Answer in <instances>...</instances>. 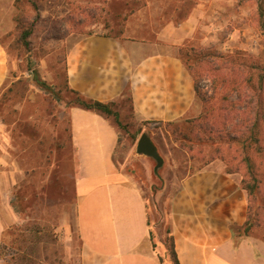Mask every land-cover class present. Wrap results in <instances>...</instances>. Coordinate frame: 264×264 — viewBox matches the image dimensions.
<instances>
[{
	"label": "rangeland",
	"instance_id": "374dc122",
	"mask_svg": "<svg viewBox=\"0 0 264 264\" xmlns=\"http://www.w3.org/2000/svg\"><path fill=\"white\" fill-rule=\"evenodd\" d=\"M196 1L0 0V212L5 222L0 264L79 263L71 107L66 102L71 96L65 66L67 41L92 34L122 38L126 33L153 39L154 28L157 31L168 22L185 20ZM234 1L236 5L228 12L231 22L224 24L221 40L226 41L235 27L247 26L250 31L241 35L237 47L222 52L229 56L243 52L252 56L245 57L250 62L264 63V0ZM32 22L31 47L26 49L19 36L22 27ZM186 47L220 50L218 45L202 44L198 38ZM189 65L208 99L198 97L195 111L188 118H197L211 108L229 110V102H237L235 93L225 101L228 87L214 85L206 62L190 59ZM34 70L52 86V92L34 82ZM117 110L121 125L114 118L110 120L120 137L114 154L116 165L142 190L152 226L156 225L164 237L163 260L174 264L168 250L169 228L164 222L168 202L183 179L204 166L214 149L202 144L194 145L191 151L182 147L183 135L177 133L176 138L163 123L140 120L127 96L119 101ZM229 121L232 126L238 117L234 114ZM143 133L164 158L159 168L153 157L137 150ZM239 167L232 174L242 186L244 168ZM205 168L226 171L227 165L217 158ZM262 170L264 173V166ZM250 204L258 219L249 235L264 239V184L253 203L248 199V208Z\"/></svg>",
	"mask_w": 264,
	"mask_h": 264
},
{
	"label": "crops",
	"instance_id": "0c3cea01",
	"mask_svg": "<svg viewBox=\"0 0 264 264\" xmlns=\"http://www.w3.org/2000/svg\"><path fill=\"white\" fill-rule=\"evenodd\" d=\"M233 5L234 0H197L185 20L154 28L153 39L126 33L122 38L92 34L68 40V85L102 102H119L127 96L142 121L161 123L190 116L198 95L179 50L196 38L218 45L221 51L237 47L249 27H235L226 41L221 40ZM71 139L78 264H162L164 237L152 226L142 190L115 162L116 126L99 113L72 107ZM167 208L164 222L180 264H264V239L249 235L235 245L232 228L247 220L248 194L233 174L219 168L189 174ZM4 232L0 212V249Z\"/></svg>",
	"mask_w": 264,
	"mask_h": 264
},
{
	"label": "trees",
	"instance_id": "16d2710c",
	"mask_svg": "<svg viewBox=\"0 0 264 264\" xmlns=\"http://www.w3.org/2000/svg\"><path fill=\"white\" fill-rule=\"evenodd\" d=\"M33 5L35 9L38 8L37 4L33 3ZM33 32V22L22 27L19 41L26 49L31 47L30 37ZM179 52L181 60L195 79L198 97L204 101L208 99L202 95L198 85L200 79L198 80L197 74L193 72L192 67L189 65L190 59L200 63L206 62L214 85L222 83L223 87H228L224 95L225 101H228L231 93H235L238 100L237 102L228 101L229 110L225 107L211 108L206 109L197 118L181 117L161 123L171 130L175 137L177 133L183 135L184 142L181 146L190 151L194 145L198 144L213 148V154L209 156L205 165L217 158H222L226 161V172L230 174L238 172L239 166H243L244 178L242 186L248 193L249 201L253 203L264 184V173L262 170L264 166V63L254 60L250 62V59L245 57L252 56L239 51L234 54L235 56H229L218 49L214 51H196L194 47L185 46L181 47ZM246 71H248V74ZM33 79L41 88L53 91L52 86L43 80L36 70L33 71ZM215 89L217 91V86L214 87V92ZM67 90L71 94L66 101L69 107H80L96 112L108 120L114 118L115 123L121 125L120 113L117 110L118 101L102 102L88 98L81 92L70 88L68 83ZM234 114L238 117V122H234L230 126L229 120L234 118ZM175 126L176 128L174 129L173 127ZM119 142L120 137L118 144ZM226 154L236 155L231 157L226 156ZM231 160L233 161L232 163L230 162ZM204 166L199 167L192 174L202 170ZM257 219L258 213L253 212V206L250 204L245 224L242 227L232 228L235 245H238L242 238L249 236V232L256 225ZM168 233V250L174 264H180L175 250L173 235L171 231H168ZM155 246L156 244L154 243ZM160 259L162 264H165L163 257L160 256Z\"/></svg>",
	"mask_w": 264,
	"mask_h": 264
},
{
	"label": "water",
	"instance_id": "95a60500",
	"mask_svg": "<svg viewBox=\"0 0 264 264\" xmlns=\"http://www.w3.org/2000/svg\"><path fill=\"white\" fill-rule=\"evenodd\" d=\"M137 150L141 154L153 157L157 161V168L164 163V159L158 152L157 146L146 133L141 135L137 144Z\"/></svg>",
	"mask_w": 264,
	"mask_h": 264
}]
</instances>
